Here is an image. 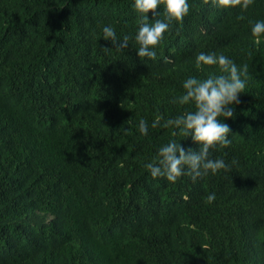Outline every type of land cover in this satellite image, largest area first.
Listing matches in <instances>:
<instances>
[{"label": "trees", "instance_id": "trees-1", "mask_svg": "<svg viewBox=\"0 0 264 264\" xmlns=\"http://www.w3.org/2000/svg\"><path fill=\"white\" fill-rule=\"evenodd\" d=\"M130 3L0 0V264H264V0H189L155 60L102 38L134 34ZM202 51L247 66L231 144L209 150L231 170L152 178L169 139L198 150L161 125L184 111L171 100L187 76L219 74L194 67Z\"/></svg>", "mask_w": 264, "mask_h": 264}, {"label": "clouds", "instance_id": "clouds-1", "mask_svg": "<svg viewBox=\"0 0 264 264\" xmlns=\"http://www.w3.org/2000/svg\"><path fill=\"white\" fill-rule=\"evenodd\" d=\"M217 7H228L237 3L246 8L251 0H215ZM162 6L163 19H152L158 15L157 8ZM130 7L138 17V26L134 34L117 37L112 25L102 28L103 39L110 41L117 50L125 49L129 39H133L139 58L155 60L156 46L163 40L173 21L180 22L189 12V0H131ZM151 12V19L149 18ZM251 35L260 38L264 35V20H257L251 26ZM206 66L215 71H208L206 76L189 75L182 81L183 92L173 97L171 103L186 106L175 117L164 119L163 127H172L173 135L190 137L198 150L185 149L177 140L169 139L162 144L156 155L144 167L152 178L163 177L175 183L180 177L188 175L193 181L197 178L216 174L220 170L228 172L231 165L222 158H210L209 150L215 146L226 147L231 144L230 127L224 119L233 118L235 106L240 103L239 96L246 87L247 66L238 68L228 56L216 52H199L194 59V67L205 71ZM162 116L157 115L151 127L160 125ZM149 123L144 118L138 122V131L147 135ZM235 163V161H233ZM215 193L206 197L211 203Z\"/></svg>", "mask_w": 264, "mask_h": 264}]
</instances>
